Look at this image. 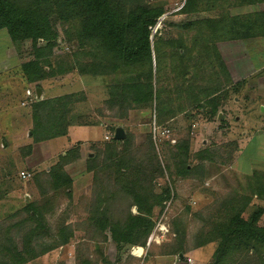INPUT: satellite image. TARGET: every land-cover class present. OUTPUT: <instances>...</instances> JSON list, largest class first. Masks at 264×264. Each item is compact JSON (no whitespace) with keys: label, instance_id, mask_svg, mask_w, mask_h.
Instances as JSON below:
<instances>
[{"label":"rangeland","instance_id":"374dc122","mask_svg":"<svg viewBox=\"0 0 264 264\" xmlns=\"http://www.w3.org/2000/svg\"><path fill=\"white\" fill-rule=\"evenodd\" d=\"M147 1L162 5L165 10L150 35L154 97L150 107L129 109L123 117L114 116L105 106L108 98L106 86L111 84L109 81L114 82L112 79L116 74L114 66L112 70L97 67L100 65L77 66L64 74L46 77L37 82L39 86L24 78L20 70L23 61L31 58L48 60L50 65L58 67L65 63L64 56L75 49L73 44L68 49L69 43L60 25L57 24L59 44L50 47L40 41L34 51L29 41L18 46L12 43L11 48L6 30H0L3 36L0 40L6 41L4 44L0 42V191L4 195L0 200V225L24 219L25 213L15 212L22 211L27 203H34L45 210L44 217L52 230L58 224L67 225L73 231L67 245L25 264H81L82 260L91 264H143L149 254L175 255L177 260L178 255L172 253L178 246V234L184 236L181 248L184 255L189 254L191 264H210L215 243L196 247L200 241L199 233L218 220L216 210L224 205V200L230 203L234 197L250 195L248 188L253 171L264 174V69L258 67L264 64V38L213 43L212 60L202 58L197 79H193L194 84L203 89L196 101L194 90H186L192 81V73L189 74L187 69L184 75L180 74L185 70V64L192 65L199 60L193 52V59H189L188 49L194 32L178 26L205 17L256 12L264 9V3L235 6L236 0H215L210 7L204 5L203 11L188 15L179 12L185 0ZM178 36L185 42L180 48L184 55L180 67L176 63L179 60H175L176 50L165 43ZM154 44L156 51L153 50ZM156 54H159L157 63ZM155 65L159 71L155 70ZM237 82L241 85L235 90ZM38 87L42 90L38 100L71 93L85 96L84 100L74 104L71 115H89V121L95 124L71 125L64 136L35 142L30 105L37 100L35 89ZM207 88L218 90L210 97H218L215 115H208L205 111ZM116 127H121L125 133L121 140L127 139L118 148L130 152L140 148L136 157L146 144L145 135L149 134L154 144L163 174L154 179L151 189L159 191L161 186L167 185L170 193L162 207H153L150 218L138 213L135 206L129 207L132 200L127 195L129 185L124 176L119 178L102 163L108 157L104 141H111ZM98 138L97 142L91 141ZM186 140L189 145L187 163L192 168L189 176L181 178L177 177L176 166L168 153L171 146L184 144ZM76 141L82 142L86 152L65 165L64 169L73 179L68 198L63 190L53 192L42 179H45L44 172ZM91 146L95 148L91 149ZM198 151H207L206 158L198 159L195 156ZM94 153L98 155V162L90 171H85L86 158L93 157ZM22 172L29 176L22 179ZM149 174L151 170L143 176ZM253 202L257 201L253 199ZM94 206L102 207L114 222L121 223L128 212L145 221L149 219L151 226L147 224L145 246L128 244L139 229L130 225L129 231L115 230L122 249L121 254L116 253V244L109 231L101 233L90 224L89 211ZM223 207L219 208V214H222ZM135 225H140L139 220ZM25 228L20 227V230ZM153 233L155 236L147 245ZM134 247L137 248L133 252ZM137 255L139 258H135ZM187 258L183 257L181 261L187 262ZM149 262L150 258H147L144 264Z\"/></svg>","mask_w":264,"mask_h":264},{"label":"trees","instance_id":"16d2710c","mask_svg":"<svg viewBox=\"0 0 264 264\" xmlns=\"http://www.w3.org/2000/svg\"><path fill=\"white\" fill-rule=\"evenodd\" d=\"M206 1L185 0L179 12L195 14L203 11L204 5L206 8L213 5L215 0L210 3ZM262 3L264 0H236L234 5L248 6ZM164 12L162 5L152 4L147 0H0V30L5 29L11 42L17 46L29 41L31 50L34 51L40 41L50 47L59 44L57 26L60 25L69 43L68 49L71 44L75 49L70 55L64 56L65 63L58 67L50 65L48 60L31 58L23 61L20 70L24 78L29 83H36V86H39L37 82L46 77L56 73L64 74L77 66H114L116 74L113 78L114 82L106 86L108 98L105 106L114 116L119 114L123 117L129 109L148 108L153 101L150 35ZM178 26L183 30L194 32L190 39L191 48L188 49L189 59H193L191 53L193 52L199 60L192 65L185 64L183 67L185 70L180 71L179 68V71L181 75H184L187 69L189 74L192 73L190 75L192 81L187 85L186 90L188 92L194 90L197 101L203 91L193 81L197 79L199 61L202 58L212 60V44L217 45L220 40L264 38V9L241 15L226 14L220 18L205 17L179 23ZM165 43L176 50L175 60H179L176 63L180 67L184 62V55L180 50L181 46L185 45L184 40L178 36ZM153 50L156 51L155 44ZM157 56L159 54L155 55V63L159 59ZM155 70L160 69L155 65ZM240 85L237 82L235 90ZM205 91L208 98L206 114L215 115L219 105L218 97H210L218 90L207 88ZM84 99L85 96L80 97L77 93H71L33 101L30 106L35 142L64 136L71 125H94V122L89 121V115H71L74 104ZM144 138L146 144L143 149L141 148L138 157L136 152L140 148L135 152L118 148L119 144L123 145L127 139L111 138L109 142L104 141L108 157L104 158L102 163L107 164V169L119 178L124 176L123 179L127 181V186L129 185L127 195L132 200L129 207L135 206L138 213L150 218L153 207H162V203L169 198L170 191L167 185L161 186L159 191L151 189V183L163 173L150 135H145ZM80 144L76 143L67 149L43 174L45 179H42V182L45 185L53 192L63 190L68 198L71 196L73 179L64 168L69 162L80 158ZM98 145L94 143L95 147ZM94 146H91V149H94ZM188 146L186 140L184 144L171 146L172 150L168 153L176 166L177 177L186 178L191 173L192 167L189 168L187 163ZM205 152L207 151H198L195 156L202 160L206 158ZM97 162L98 155L95 153L93 157L87 156L85 171H90ZM150 170L151 174L143 176ZM250 180L248 188L250 195L238 196L237 199L234 197L230 203L224 200L222 214H219V208L222 206L216 210L218 220L213 222L209 229L199 233L200 241L196 247L215 243L210 264H264V220L262 219L264 174L253 171ZM3 196L0 191V200ZM253 199L257 202H253ZM18 212L25 213V218L0 225V264H25L69 243L73 233L71 228L57 224L52 230L44 217L45 210L42 207L27 203L22 211L15 213ZM221 215L223 218H220ZM89 218L90 224L101 233L109 231L110 238L116 244V253L121 254L122 249L119 239L115 237V230L129 231L130 225L139 229L128 244L145 246L149 227L147 224L150 223L151 226L149 219L145 221L128 212L121 223L114 222L113 218L99 206H94L89 211ZM138 220L139 226L135 225ZM140 220L143 223H140ZM20 227L26 228L20 230ZM175 236L177 237V234ZM183 237L182 234H178L177 241L175 239L178 246L172 254L184 255L185 251L181 248ZM81 264L91 263L82 260Z\"/></svg>","mask_w":264,"mask_h":264},{"label":"crops","instance_id":"0c3cea01","mask_svg":"<svg viewBox=\"0 0 264 264\" xmlns=\"http://www.w3.org/2000/svg\"><path fill=\"white\" fill-rule=\"evenodd\" d=\"M0 37L2 38L3 36L2 35H0ZM3 41V42H2ZM0 42H2L3 44L4 43H6V41H5V39H3V40H0ZM11 45V48H13V45H12V42H11V40H10V42H9ZM1 46V45H0ZM6 48H7V45H6ZM92 67H95V66H92ZM97 67H99V68H102V69H106V68H110V70H112V68L111 67H113V66H106V65H100V66H97ZM258 67L260 68L259 70H261L262 68L264 69V64H262V65H258ZM6 68V67H5ZM264 71V70H263ZM102 72H104V71H102ZM113 72V71H112ZM112 74H114V73H112ZM104 76H105V74H104ZM106 76H107V74H106ZM111 76H113V75H111ZM102 77H103V75H102ZM108 77V76H107ZM113 78V77H112ZM112 81H114V79H112ZM108 83H112V82H108ZM91 126V125H90ZM104 137V134H103V136H102V138ZM100 140V138H98V139H96V140H91L92 142H97V141H99ZM78 142H81V141H76V143H78ZM75 143V144H76ZM72 147V146H71ZM86 148V147H85ZM85 148L83 149V145H82V142H81V144H80V153L81 154H83L84 152H86V150H85ZM69 149V148H68ZM89 154H91L90 152H88ZM141 252V250H139V253ZM143 252V251H142ZM187 255V254H186ZM186 255H182V258L184 257V258H190V256H189V254L186 256ZM139 256L140 255H137V257H135V258H139ZM174 257H175V255H170V254H168V255H163V256H161V255H159V254H152V255H150L149 254V256L147 255L146 256V258L144 259V261H143V264L145 263V260L147 259V258H150V262H149V264H180V263H182V262H184L185 264H187V262L185 261V260H183V261H181V256L180 255H178L177 257H178V259L177 260H175L174 259ZM171 258H173V259H171ZM191 259V258H190ZM191 263H192V259H191ZM191 263H189V264H191Z\"/></svg>","mask_w":264,"mask_h":264},{"label":"water","instance_id":"95a60500","mask_svg":"<svg viewBox=\"0 0 264 264\" xmlns=\"http://www.w3.org/2000/svg\"><path fill=\"white\" fill-rule=\"evenodd\" d=\"M150 40H151V36H150ZM41 93H42L41 88L38 87V88L35 89V95H36V99L37 100L41 98ZM261 110L263 111V107H261ZM124 137H125V133H124L123 129L121 127H116L115 131H114L113 138L115 140H121Z\"/></svg>","mask_w":264,"mask_h":264},{"label":"built area","instance_id":"2783aa9c","mask_svg":"<svg viewBox=\"0 0 264 264\" xmlns=\"http://www.w3.org/2000/svg\"><path fill=\"white\" fill-rule=\"evenodd\" d=\"M108 137L107 136H105V139H107ZM29 176V174L28 173H26V172H22L21 173V178L22 179H26L27 177ZM167 231V230H166ZM155 236V234L153 233L152 235H150L149 236V238H148V240H147V245H149V243L152 241V239H153V237ZM135 248H137V247H134L133 249H132V251L134 252V249ZM133 252H132V254H133ZM142 254H143V252H142ZM141 254V255H142ZM134 255V254H133ZM136 256V255H135ZM187 262L188 263H191V259L190 258H187Z\"/></svg>","mask_w":264,"mask_h":264}]
</instances>
